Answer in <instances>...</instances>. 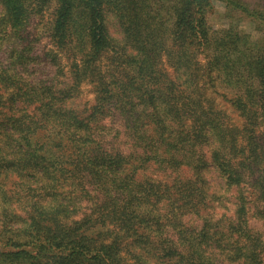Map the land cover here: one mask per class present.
Segmentation results:
<instances>
[{"label":"trees","instance_id":"16d2710c","mask_svg":"<svg viewBox=\"0 0 264 264\" xmlns=\"http://www.w3.org/2000/svg\"><path fill=\"white\" fill-rule=\"evenodd\" d=\"M250 218L264 0H0V264H264Z\"/></svg>","mask_w":264,"mask_h":264},{"label":"rangeland","instance_id":"374dc122","mask_svg":"<svg viewBox=\"0 0 264 264\" xmlns=\"http://www.w3.org/2000/svg\"><path fill=\"white\" fill-rule=\"evenodd\" d=\"M246 2H251V3H255L257 0H244ZM224 13H225V8H224V4L221 3V2H216L214 3L213 5V9L211 10V12L208 14V22L209 24H211L213 27L215 28H219L221 27L222 25L225 24V17H224ZM242 27L249 31L252 29V25L249 23V22H244V24H242ZM47 40L44 39V41H42L39 46H40V49L41 48H44L45 46H47ZM90 88L85 86L84 89H83V92H82V98L84 100H90L92 101L93 99V95L92 93L89 91ZM183 177H187L188 174L187 172L185 173H182ZM209 181L212 183V185L215 187L217 186L220 182V180L217 179L216 175L214 173H211L208 177ZM166 180L168 181H171V178H167ZM225 196H228V195H225ZM231 197V196H230ZM187 220H189L190 218H186ZM197 217L193 216L192 219H190L188 221V223H194L193 221L196 220ZM249 223L250 225L255 228L257 231H258V234L259 236L261 237V239L263 240L264 239V223L258 219H254V218H250L249 219Z\"/></svg>","mask_w":264,"mask_h":264}]
</instances>
